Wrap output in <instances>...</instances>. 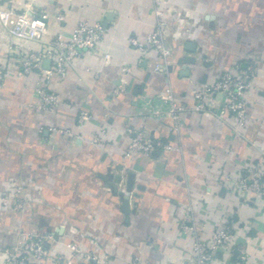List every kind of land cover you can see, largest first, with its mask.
Segmentation results:
<instances>
[{
  "label": "crops",
  "instance_id": "0c3cea01",
  "mask_svg": "<svg viewBox=\"0 0 264 264\" xmlns=\"http://www.w3.org/2000/svg\"><path fill=\"white\" fill-rule=\"evenodd\" d=\"M167 1L172 55L164 75L152 69L154 53L129 45L130 37L143 40L152 31L153 0H0V10L47 14L48 37H70L80 20L100 21L105 29L98 48L84 51L66 77L49 79L60 101L54 112L38 113L28 106L37 98L35 77L16 75L0 22V62L7 67L0 85V194L13 185L26 194L22 211L0 206V264L1 249L15 245L18 232L32 231L51 234L49 250L64 257L75 243L109 264H131L134 257L140 264H192L190 238L178 228L187 206L201 225L225 213L234 217L236 234L213 264H228L240 252L246 264H264V200L232 182L264 152V0ZM237 62L257 69L243 137L231 131L228 113L190 109L192 86ZM123 65L130 71L121 74ZM122 78L129 92L115 95ZM167 88L187 108L177 133L169 118L151 115L166 109L156 97ZM221 102L219 95L208 105ZM82 110L91 116L79 123ZM129 126H144L156 141L179 149L157 147L126 163ZM101 129L102 141L91 145Z\"/></svg>",
  "mask_w": 264,
  "mask_h": 264
},
{
  "label": "built area",
  "instance_id": "2783aa9c",
  "mask_svg": "<svg viewBox=\"0 0 264 264\" xmlns=\"http://www.w3.org/2000/svg\"><path fill=\"white\" fill-rule=\"evenodd\" d=\"M167 0H153L154 27L146 34L143 40L137 36L129 38V45L138 53H154L157 57L153 71L164 75L168 74L169 57L172 49L166 41L167 23L172 12L166 8ZM61 18V14L56 15ZM47 14H35L30 10L14 12L12 9L0 10V22L6 27L7 36L11 40L9 46L10 57H15L16 75L35 77L34 88L36 100L28 106L38 113L54 112L59 104V96L48 88V81L52 76L64 78L68 71L75 66L84 51H94L98 48L104 35V27L100 21L89 23L78 21L70 37L61 34L47 36ZM36 41L40 47L34 49L25 42ZM105 57H108L105 55ZM45 61L48 64H44ZM129 65H123L120 73L130 71ZM7 67L0 62V85L5 78ZM257 69L251 64L234 63L227 70L212 81H203L192 86L189 96L193 101L191 110L211 112L216 117L228 113L233 123L231 131L243 137L244 129L249 122L250 115L246 108V94L252 87ZM119 85L113 90L115 95L127 94V82L120 79ZM221 96L222 102L218 107H211L208 102ZM159 100L166 102L165 110H154L152 117H167L172 121L169 129L177 133L181 125V113L187 108L175 99L171 88L159 93ZM88 111L79 112L77 120L84 123L90 118ZM64 132V131H63ZM103 129L93 132L89 143L96 145L102 141ZM128 137L127 148L124 153L126 163L138 155H151L157 147L165 150H178L179 146L156 141L144 128L126 127ZM233 187L240 193H252L264 200V152L260 162L249 165L239 171L232 179ZM26 204V194L22 186L13 185L8 192L0 194V206L15 211H22ZM179 230L190 238L189 250L192 264H213L215 254L228 247L236 234L234 217L231 213L222 214L219 219L210 224H200L193 214L192 207L183 208V215L179 219ZM207 234V236H205ZM19 240L15 245L3 247L2 264H109L106 257L99 258L83 250L77 244L69 245L70 255L64 257L52 253L48 248L51 234L38 232H18ZM131 264H140L138 258H133ZM228 264H246V256L240 252Z\"/></svg>",
  "mask_w": 264,
  "mask_h": 264
},
{
  "label": "water",
  "instance_id": "95a60500",
  "mask_svg": "<svg viewBox=\"0 0 264 264\" xmlns=\"http://www.w3.org/2000/svg\"><path fill=\"white\" fill-rule=\"evenodd\" d=\"M130 182V181H129ZM123 197H124V206H126L127 205V195H123Z\"/></svg>",
  "mask_w": 264,
  "mask_h": 264
}]
</instances>
